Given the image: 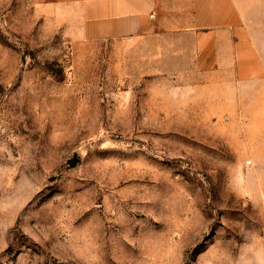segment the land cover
Listing matches in <instances>:
<instances>
[{
    "label": "rangeland",
    "instance_id": "1",
    "mask_svg": "<svg viewBox=\"0 0 264 264\" xmlns=\"http://www.w3.org/2000/svg\"><path fill=\"white\" fill-rule=\"evenodd\" d=\"M42 1L0 0V264H264V0L242 70Z\"/></svg>",
    "mask_w": 264,
    "mask_h": 264
},
{
    "label": "crops",
    "instance_id": "2",
    "mask_svg": "<svg viewBox=\"0 0 264 264\" xmlns=\"http://www.w3.org/2000/svg\"><path fill=\"white\" fill-rule=\"evenodd\" d=\"M244 1L254 0H43L41 4L54 17L70 19L73 35L85 42L139 43L156 38L161 50L160 39L165 38L166 50L173 54L188 41L191 65L233 64L242 70L245 62L255 64L256 58L243 22ZM228 49L234 52L233 61L223 58Z\"/></svg>",
    "mask_w": 264,
    "mask_h": 264
},
{
    "label": "water",
    "instance_id": "3",
    "mask_svg": "<svg viewBox=\"0 0 264 264\" xmlns=\"http://www.w3.org/2000/svg\"><path fill=\"white\" fill-rule=\"evenodd\" d=\"M80 161V158L78 156H74L71 159H69V163L71 166H75Z\"/></svg>",
    "mask_w": 264,
    "mask_h": 264
}]
</instances>
